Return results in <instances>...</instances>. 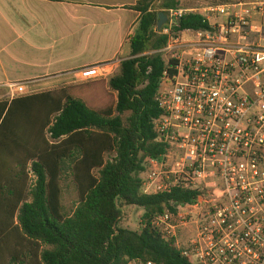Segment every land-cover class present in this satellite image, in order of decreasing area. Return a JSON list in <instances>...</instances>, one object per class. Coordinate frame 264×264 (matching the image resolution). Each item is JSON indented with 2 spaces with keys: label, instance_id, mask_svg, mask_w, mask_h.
<instances>
[{
  "label": "trees",
  "instance_id": "trees-1",
  "mask_svg": "<svg viewBox=\"0 0 264 264\" xmlns=\"http://www.w3.org/2000/svg\"><path fill=\"white\" fill-rule=\"evenodd\" d=\"M181 5V0H140L131 6L141 16L130 55L118 74L100 79L117 99L90 96L100 105L114 99V106L94 107L66 90L0 100V264H128L133 258L193 264L155 221L195 203L201 192L174 186L145 193L141 176L149 158L167 152L154 128L167 68L161 49L168 35L155 30L159 10ZM208 28L203 14L191 12L177 29ZM67 175L79 193L71 215L61 201ZM123 206L144 210L140 228L121 225Z\"/></svg>",
  "mask_w": 264,
  "mask_h": 264
},
{
  "label": "built area",
  "instance_id": "built-area-1",
  "mask_svg": "<svg viewBox=\"0 0 264 264\" xmlns=\"http://www.w3.org/2000/svg\"><path fill=\"white\" fill-rule=\"evenodd\" d=\"M160 11L167 21L155 30L168 35L161 49L167 68L154 128L167 152L147 160L143 191L184 186L201 194L157 218L164 226L155 223L169 239L175 226L168 221L179 209L204 203L197 238L188 248L176 241L183 254L193 264H264V0ZM191 12L203 14L210 28L178 30ZM108 67L80 68L77 80L107 79ZM7 86L17 96L30 93L26 82ZM161 174L165 183L154 187ZM128 264L164 263L133 258Z\"/></svg>",
  "mask_w": 264,
  "mask_h": 264
},
{
  "label": "crops",
  "instance_id": "crops-1",
  "mask_svg": "<svg viewBox=\"0 0 264 264\" xmlns=\"http://www.w3.org/2000/svg\"><path fill=\"white\" fill-rule=\"evenodd\" d=\"M138 1L0 0V93L7 83L26 82L29 89L45 87L37 92L64 95L66 90L87 100L95 92L99 99L108 94L117 99L108 81L80 82L76 71L108 65L111 74L104 80L120 72L141 16L131 8ZM221 3L181 0V7Z\"/></svg>",
  "mask_w": 264,
  "mask_h": 264
},
{
  "label": "rangeland",
  "instance_id": "rangeland-1",
  "mask_svg": "<svg viewBox=\"0 0 264 264\" xmlns=\"http://www.w3.org/2000/svg\"><path fill=\"white\" fill-rule=\"evenodd\" d=\"M214 2H218V0H213ZM236 0H223V2H232ZM126 51H129V47H126ZM45 89V87L37 86L33 87L30 90V93H34L40 90ZM2 95H0V100L3 99H11L17 96V94H12L9 88L1 89ZM0 93V94H1ZM99 99H89V102L94 107H102V108H108L111 106H114L115 102L114 99H107L105 104H101L98 102ZM112 155H107V159L111 158ZM8 160L9 158H6L4 160ZM66 179L63 181V196H62V202L64 206V212L67 215H71L77 206L79 202V193L77 190V186L73 180V177L70 175H67ZM142 178L146 181L150 180L147 173L141 174ZM164 174H161V177L157 179L155 182L154 187H157L158 184H164L165 179L163 178ZM29 182L30 185L34 182L33 175L29 176ZM192 186V184H191ZM158 189V188H155ZM204 192H206L204 190ZM123 215L121 218V225L125 227H129L131 229H138L141 226L142 222V214L144 210L137 206H123ZM204 211H205V205L202 203L198 209L192 208V206H184V208H180L179 212L181 214H177L173 216L168 222L175 226L172 228V233H175L174 236H169V238L174 237L176 241L179 243L181 248H188L192 240L196 239L199 234L200 224L202 219L204 218ZM157 223L159 225L164 226V224H161L159 220H157ZM192 257V255H191ZM9 262H7L8 264ZM10 264H28L27 260L25 261H15L10 262Z\"/></svg>",
  "mask_w": 264,
  "mask_h": 264
},
{
  "label": "water",
  "instance_id": "water-1",
  "mask_svg": "<svg viewBox=\"0 0 264 264\" xmlns=\"http://www.w3.org/2000/svg\"><path fill=\"white\" fill-rule=\"evenodd\" d=\"M167 21V14L164 11L159 12V22H158V28H162V26L166 23Z\"/></svg>",
  "mask_w": 264,
  "mask_h": 264
}]
</instances>
